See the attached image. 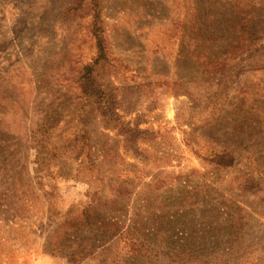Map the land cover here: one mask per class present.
<instances>
[{"label": "rangeland", "instance_id": "374dc122", "mask_svg": "<svg viewBox=\"0 0 264 264\" xmlns=\"http://www.w3.org/2000/svg\"><path fill=\"white\" fill-rule=\"evenodd\" d=\"M228 1L0 0V264H264V0Z\"/></svg>", "mask_w": 264, "mask_h": 264}, {"label": "trees", "instance_id": "16d2710c", "mask_svg": "<svg viewBox=\"0 0 264 264\" xmlns=\"http://www.w3.org/2000/svg\"><path fill=\"white\" fill-rule=\"evenodd\" d=\"M244 1L245 0H239L236 3L235 7L232 6V0L228 1L227 4L232 9L241 11L242 7L245 8ZM99 7H100V4H96L97 20L99 16H101ZM194 18L196 20L198 19V13H195ZM237 29L239 28L237 27ZM212 33L213 32H210V34H208V37H204L203 36L204 34H202V32H197V33L194 32V34L192 33L188 34V37L190 38V40L194 41V45L193 47H191V50L193 51L192 55H194L195 58H198L200 61L204 60V62L202 63L203 66L199 70V73H201V76H204L203 74H205L207 78H214L215 76L226 77V74L225 75L220 74L219 72H216L215 70L216 69L215 67L217 66L216 62L220 61V58H213L212 59L213 61H211L208 55V51H210V49L206 46H200L198 43V40L203 41L204 45H208L209 43H211L212 40L215 39V35ZM238 34H239V37L241 38L240 33ZM95 35H96V45H97V51H98L95 64L99 65L101 62H103L106 59V45H105L104 37L102 35L101 28H98V27L96 28ZM174 38L177 39L176 33L174 34ZM241 41H242V38H241ZM256 50H257L256 46L246 47L243 50H238V51H236L235 48L233 47H228L225 50L222 56L223 57L222 59L224 60V62H230V61L235 62L236 60L240 59L243 56H248L246 58H250L251 56L255 54ZM235 54L236 56H234ZM172 88L179 90V86L177 85V83L172 84ZM209 163L214 165L217 172L231 170L237 166L235 156L231 152H220L216 154L214 157H212V159L209 160ZM93 221H94V218L91 217V214L88 209H86L85 212L80 215L74 213L72 216L66 218L60 224V227H61L60 231H58L56 235L58 236V238H61L63 240L67 239V237L73 238L78 231H81V228L84 224L89 225L88 227L89 229L95 226ZM69 232H72L74 234L68 235ZM80 255H81L80 252H76L72 254L71 256H69L70 257L69 259L71 260L69 263L78 264L83 259H85V257L81 258Z\"/></svg>", "mask_w": 264, "mask_h": 264}]
</instances>
